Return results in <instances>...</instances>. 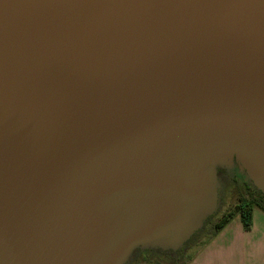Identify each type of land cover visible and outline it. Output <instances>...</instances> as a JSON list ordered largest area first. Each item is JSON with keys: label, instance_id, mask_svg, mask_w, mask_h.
Instances as JSON below:
<instances>
[{"label": "water", "instance_id": "water-1", "mask_svg": "<svg viewBox=\"0 0 264 264\" xmlns=\"http://www.w3.org/2000/svg\"><path fill=\"white\" fill-rule=\"evenodd\" d=\"M232 132L264 178V0H0V264L180 248Z\"/></svg>", "mask_w": 264, "mask_h": 264}, {"label": "rangeland", "instance_id": "rangeland-1", "mask_svg": "<svg viewBox=\"0 0 264 264\" xmlns=\"http://www.w3.org/2000/svg\"><path fill=\"white\" fill-rule=\"evenodd\" d=\"M243 147H245L253 159L256 160L255 152L251 144L244 136L236 132L214 139L210 148L203 153L202 161L209 162L210 168L214 171L213 186L215 201L216 189L218 188L219 190V196H217V214L209 220L206 229L198 233L193 240L187 245H184L178 252L177 249L165 247V243L158 239L150 244H148L147 241L137 242L135 249L123 264H184L190 257L197 256V258H213V263L206 261L204 264H209V262L211 264H231V262L237 261L241 253L244 259L261 257L262 252L260 253L258 248L254 250L251 245L249 249L241 252L240 246L238 245L240 242L252 243L254 238L263 235L259 228L264 226V211L257 207L254 210V230L244 231L241 217L239 214H236L221 231L220 236H218L216 240L203 246V242L207 237V232L209 228H211L210 226H212L225 211L233 208L239 201V198L247 193L246 184L250 183V180H253L255 184L260 185L253 177L240 155ZM235 157L241 161L242 167L232 162ZM219 166L224 167V169L219 175L220 179L218 178V180L215 181L216 168ZM143 233V230L138 231V234ZM259 240H262V238H259Z\"/></svg>", "mask_w": 264, "mask_h": 264}, {"label": "bare ground", "instance_id": "bare-ground-1", "mask_svg": "<svg viewBox=\"0 0 264 264\" xmlns=\"http://www.w3.org/2000/svg\"><path fill=\"white\" fill-rule=\"evenodd\" d=\"M240 155L253 177L260 185L264 187V178L260 174V170L257 168L255 161L250 155L249 151L245 147H243ZM199 177L202 187V200L197 211L194 212L188 223L177 230L176 238H174L173 240L170 239L172 240L170 242V244L172 245L179 243L182 239L187 237L191 231L199 227L202 219L206 215H208L212 209V185L209 162H206V164L201 167ZM152 239V233H148L147 235H138V233L130 231V233L121 241L118 251L110 262V264H121L126 258V256L129 254V252L132 250V248L135 247L137 242L150 241Z\"/></svg>", "mask_w": 264, "mask_h": 264}, {"label": "trees", "instance_id": "trees-1", "mask_svg": "<svg viewBox=\"0 0 264 264\" xmlns=\"http://www.w3.org/2000/svg\"><path fill=\"white\" fill-rule=\"evenodd\" d=\"M232 162L239 165V167H242V163L239 159L236 157ZM224 167L219 166L217 167V180L219 178V175L221 174ZM220 179V178H219ZM250 180V178H249ZM247 187V193L242 195L239 198V201L235 204V206L227 211H225L214 223L211 228H209L207 232L206 240L203 242V245L211 241L213 238H215L218 233L226 227V225L231 221V219L236 215L239 214L241 217V222L243 225V228L245 230L252 229L253 221H254V210L255 208H260L262 211H264V191L259 188L253 180H250V183L246 184ZM217 196H219V190L217 188ZM218 204V200H217ZM217 204L214 212L210 214L203 222L202 227L194 232L192 236L180 247L177 249V252L184 246L187 245L193 238H195L198 233H200L202 230L206 229L209 220L217 214Z\"/></svg>", "mask_w": 264, "mask_h": 264}, {"label": "crops", "instance_id": "crops-1", "mask_svg": "<svg viewBox=\"0 0 264 264\" xmlns=\"http://www.w3.org/2000/svg\"><path fill=\"white\" fill-rule=\"evenodd\" d=\"M254 226H255V224H254V221H253V226H252L253 230H254ZM242 228H243V225H242ZM252 229H250V230H245L244 229V231H252ZM259 229L261 230L263 235H261V236H259L257 238H254L252 243H250V242H242L241 243L240 242V243H238V245L240 246L241 252L249 249L251 247V245H252L254 250L258 248L260 253L262 252V256L259 257V258L244 259L243 256H242V253H241V254H239V257H238L237 261L236 262H231V264H264V226H261ZM221 231L218 233V235L215 238H213L211 241H209L208 243L204 244L203 246H206L207 244H209V243L213 242L214 240H216L218 238V236H220ZM259 238L260 239L262 238V240H259ZM211 246H212V244H211ZM197 257H192V258L190 257L189 260H187L185 263L186 264H195V263L204 264L206 261H210L211 263H213V260H212L213 258L212 257H208V258H197ZM210 262H209V264H211Z\"/></svg>", "mask_w": 264, "mask_h": 264}]
</instances>
